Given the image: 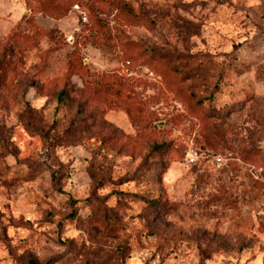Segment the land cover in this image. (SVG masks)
Wrapping results in <instances>:
<instances>
[{
    "label": "rangeland",
    "instance_id": "1",
    "mask_svg": "<svg viewBox=\"0 0 264 264\" xmlns=\"http://www.w3.org/2000/svg\"><path fill=\"white\" fill-rule=\"evenodd\" d=\"M0 264H264V0H0Z\"/></svg>",
    "mask_w": 264,
    "mask_h": 264
},
{
    "label": "built area",
    "instance_id": "2",
    "mask_svg": "<svg viewBox=\"0 0 264 264\" xmlns=\"http://www.w3.org/2000/svg\"><path fill=\"white\" fill-rule=\"evenodd\" d=\"M149 73H150L151 76H154L153 72H149ZM195 160H196L195 155L194 154H190L189 158H188V161L190 163H194ZM215 162H216V164L221 165L224 162V158L221 157V156L215 157Z\"/></svg>",
    "mask_w": 264,
    "mask_h": 264
}]
</instances>
